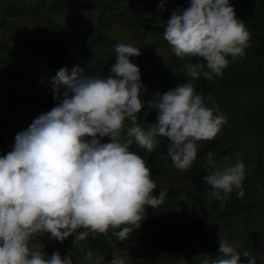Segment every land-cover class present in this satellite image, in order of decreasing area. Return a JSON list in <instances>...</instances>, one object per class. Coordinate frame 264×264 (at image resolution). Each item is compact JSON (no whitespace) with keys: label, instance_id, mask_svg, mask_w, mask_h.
<instances>
[{"label":"clouds","instance_id":"1","mask_svg":"<svg viewBox=\"0 0 264 264\" xmlns=\"http://www.w3.org/2000/svg\"><path fill=\"white\" fill-rule=\"evenodd\" d=\"M163 38L176 57L196 61L185 64L192 79L222 76L227 57L237 61L251 46V34L230 0H190L188 7L173 11ZM113 51L115 63L106 78L79 65L60 68L51 81L57 106L18 132L12 150L0 156V264H73L70 255L56 251L48 257L32 244L44 234L62 243L73 235L77 241L111 231L126 241L141 227L146 208L163 205L166 195L163 190L154 195L151 170L130 145L152 152L157 137H164L174 166L187 171L197 161L200 142L214 140L227 123L188 82L145 101L141 71L130 59L141 55L140 48L119 43ZM142 110L145 117L156 113L147 129ZM125 133L131 139L123 140ZM208 155L203 180L213 190L210 198L233 191L242 197L243 160L221 169ZM218 243L221 258L212 264H239L240 253L225 240ZM243 255L249 258L247 251ZM257 260L249 258V264ZM109 264L125 260L113 255Z\"/></svg>","mask_w":264,"mask_h":264},{"label":"trees","instance_id":"2","mask_svg":"<svg viewBox=\"0 0 264 264\" xmlns=\"http://www.w3.org/2000/svg\"><path fill=\"white\" fill-rule=\"evenodd\" d=\"M72 1L0 0V31L9 30L14 41L20 39L26 44V48L20 49L0 38V94L7 100L6 108L17 115L14 118L0 115V156L10 152L18 132L57 106L51 81L60 68L71 71L79 65L89 75L106 78L115 63L114 47L119 43L131 44L141 51L139 57L130 59L141 71L142 99L152 100L178 83L188 82L214 108V114L227 118V123L214 140L200 142L197 161L187 171L174 166L167 154L166 138L157 137L158 144L152 152L133 142L130 151L145 160L157 184L154 195L158 196L162 190L166 193L163 205L147 207L141 227L131 232L126 241L121 242L109 231L95 238L89 236L82 240L83 245L104 255L111 252L112 244L134 243L173 253L181 245L189 255L195 252L221 258L219 239L204 223L194 220L197 215H205L212 227L236 234L245 244L264 245V0H230L237 18L251 34V46L237 61L227 57L229 65L223 75L213 76L212 80L189 77L185 64L196 61L176 57L163 38L173 11L188 7L190 0H90L101 7L97 25L63 27L54 16L68 11ZM45 5L50 13L47 18L41 15ZM20 17L28 22L38 21L43 28L39 36L27 24L14 22ZM115 20L124 22L131 36L139 38L141 46L107 37L103 29L110 28ZM155 50L165 51L167 55L156 59ZM6 69L18 74L17 90L15 83L9 88L3 85L2 74ZM139 117L147 129L156 113L153 111L145 117L142 110ZM130 126L131 121L126 120L125 127ZM122 139L131 138L125 133ZM101 140L110 142L109 137ZM209 153L221 169L243 160L242 197L233 191L223 199L210 198L213 190L203 180L210 167ZM177 214L180 218H176ZM232 247L240 253L239 264H249V258ZM41 250L48 257L56 252L52 246ZM255 264H264V254Z\"/></svg>","mask_w":264,"mask_h":264},{"label":"rangeland","instance_id":"3","mask_svg":"<svg viewBox=\"0 0 264 264\" xmlns=\"http://www.w3.org/2000/svg\"><path fill=\"white\" fill-rule=\"evenodd\" d=\"M25 1L27 2L28 0ZM47 1L50 2L51 0ZM86 5H88V7ZM42 8L41 15L46 18L49 17L50 13L47 10L46 5ZM100 12L101 7L97 3L90 0H73L71 8L68 11L55 15L54 17L63 27L74 24L81 26L97 25ZM14 22L18 24H27L30 31L35 36H39L41 30H43L42 25L36 20L28 22L25 20V17H20L14 20ZM103 30L107 37L115 40L116 42L135 43L141 46L139 38L131 36L129 28L120 20H115L110 28H104ZM0 38L10 42L17 48H26V44L20 39L14 41V38L11 36L9 30L0 31ZM155 53H157L156 59L167 55V52L162 50H155ZM19 80L20 78L18 74L13 70L6 69L2 74V82L6 88L11 87L10 85L15 83V89L17 90L19 87ZM6 103V98L0 94V115H10L13 118L17 117L14 112H11L6 108ZM13 146L14 145L12 144L11 150ZM176 218H180V214H177ZM194 220L204 223L207 230L217 239L227 241L231 246L236 247L243 253L247 251L249 253V258H255V260L262 259L264 245L261 242H258L255 245L245 244L236 234L229 233L227 230H223L221 228L212 227L205 215H197L194 217ZM74 241V235L70 236L61 243L58 240L52 239L50 234H44L43 236H37L34 238V246L40 250L45 246H53L56 248V251H59L61 257L70 255L73 260V264H95L97 258L101 257L103 259L100 264H109L113 255H118L124 258L125 264H205V261H207L208 264H212L213 260L218 259L217 257H213L209 254L203 255L195 252L189 255L186 253V248L181 245L178 246L177 252L173 253L160 249H147L134 243H125L122 245L112 244L111 252L108 255H104L95 250L89 249L87 246H84L82 240H77L75 243ZM89 252L92 253L91 260L87 259V254ZM178 258H180L179 261H177Z\"/></svg>","mask_w":264,"mask_h":264}]
</instances>
